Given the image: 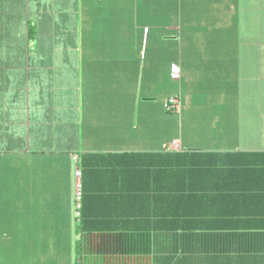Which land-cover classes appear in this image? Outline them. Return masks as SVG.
<instances>
[{
	"label": "crops",
	"instance_id": "1",
	"mask_svg": "<svg viewBox=\"0 0 264 264\" xmlns=\"http://www.w3.org/2000/svg\"><path fill=\"white\" fill-rule=\"evenodd\" d=\"M7 163L8 264H264V0H0Z\"/></svg>",
	"mask_w": 264,
	"mask_h": 264
},
{
	"label": "rangeland",
	"instance_id": "2",
	"mask_svg": "<svg viewBox=\"0 0 264 264\" xmlns=\"http://www.w3.org/2000/svg\"><path fill=\"white\" fill-rule=\"evenodd\" d=\"M0 174V193L7 195L11 192L10 194H12V165L7 163L3 168L1 167ZM5 198L7 197H0V214L12 212V198L3 200ZM10 220L11 218L0 216V241H12V222ZM10 260L12 263V249L0 250V264H8Z\"/></svg>",
	"mask_w": 264,
	"mask_h": 264
},
{
	"label": "built area",
	"instance_id": "3",
	"mask_svg": "<svg viewBox=\"0 0 264 264\" xmlns=\"http://www.w3.org/2000/svg\"><path fill=\"white\" fill-rule=\"evenodd\" d=\"M172 77L175 79L180 78L181 68L178 64L174 63L171 68ZM167 107L173 110H179L180 101L177 96L168 98ZM168 148V145L166 146ZM171 148V146H169ZM82 171L80 167L76 164L73 172V209L76 219L81 215L82 199H83V188H82Z\"/></svg>",
	"mask_w": 264,
	"mask_h": 264
}]
</instances>
